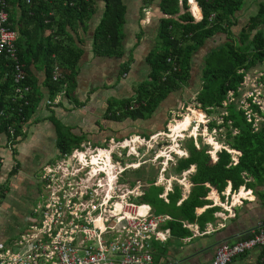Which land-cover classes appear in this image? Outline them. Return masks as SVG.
Masks as SVG:
<instances>
[{
  "label": "trees",
  "instance_id": "obj_1",
  "mask_svg": "<svg viewBox=\"0 0 264 264\" xmlns=\"http://www.w3.org/2000/svg\"><path fill=\"white\" fill-rule=\"evenodd\" d=\"M7 1L9 26L19 34L16 43L18 57L25 65L28 75L23 83L31 87V93L27 96L29 104L26 105L23 100L18 99L14 89L16 83L13 64L0 58V112H3L0 116V136L7 137L8 147L13 145L12 152L16 154L14 147L26 138L24 127L35 114L41 100L29 77L31 62L41 61L46 67L47 84L51 91L49 105L54 106L53 102L60 93H64L63 96L67 98L73 97L83 51L73 44L65 43L63 39L57 41L55 37H64L68 27L74 29L75 25H84L94 14L95 7L93 0H79L73 6L68 0H30V3L28 0ZM102 1V19L94 33L93 50L97 56L121 59L124 56L123 27L126 23L127 6L124 0ZM245 4L246 0H191L192 12L197 20L201 18L200 8L203 13V19L196 22L189 10V0H162L161 9L169 18L161 20L159 46L147 58L150 67L148 79L139 85L134 97L111 105V109H115L111 111L115 119L146 120L170 94L189 84L195 56L210 41L216 40L215 37H219V40L222 39L220 36L225 37V42L214 47L204 59L201 90L197 93L195 102L209 115L220 109L224 110L223 124L214 122L212 126L227 129L226 144L232 150L241 152V156L238 163H235L233 155L223 150L214 162L208 153L209 146L201 145L198 149L192 140L186 144L189 158L180 160L175 168L181 174L196 166V172L191 177L194 187L189 197L180 206L177 205L182 198V190L178 185L169 194L167 204L159 198L164 191L163 187L152 185L145 192L142 202L155 206L160 201L163 205L174 208L175 214H169L174 220L168 225L176 237L191 234L183 228L182 221L204 227L218 211L217 208H212L200 216L196 213L197 209L211 204L207 200L210 192L207 184L223 192L229 183H232L233 191L239 190L247 184L249 178H253L256 183L264 182V123L261 127H256L253 115H248L246 109H239L236 102L241 96L248 72L264 65V1L259 3L257 13L249 18L239 37L234 35L233 28L238 27V15ZM17 6L24 17L23 25H34L32 32L24 27L18 30L15 25L10 8ZM182 8L185 10L184 14H181ZM49 32V36L45 38L44 35ZM130 64L125 62L121 66V74L130 72ZM56 66L63 72L60 80L53 79ZM249 103V108L264 118V111L253 98L249 99ZM203 111H195L197 119H202ZM189 126L190 123L182 119L172 124L170 129L179 133L181 130L186 131ZM65 128L57 123V147L62 155L71 153L84 141L77 137L72 139ZM176 132H173V136ZM210 142L215 147L213 155L222 149L220 143L213 139ZM1 159L0 174L3 167ZM19 167L15 165L13 172H17ZM4 191L0 184V199L4 198ZM154 210L158 214L156 207Z\"/></svg>",
  "mask_w": 264,
  "mask_h": 264
},
{
  "label": "crops",
  "instance_id": "obj_2",
  "mask_svg": "<svg viewBox=\"0 0 264 264\" xmlns=\"http://www.w3.org/2000/svg\"><path fill=\"white\" fill-rule=\"evenodd\" d=\"M161 1L124 0L127 13L126 23L123 27L124 56L121 59L97 56L93 50L94 33L102 19V0H93L95 12L84 25H75L74 29L68 27L64 37H55V40L63 39L65 43L73 44L83 51L78 65L79 73L74 96L70 98L62 96L59 105L48 104L51 91L47 84V71L44 63L41 61L31 62L29 77L33 83L34 91L37 92L41 100L35 114L24 127L27 136L15 145L14 148L17 152L12 155L7 151V148L9 149L7 137L0 136V158L5 161L0 174V184L5 189L4 198L0 199V245L12 239L13 235L8 233V224L14 222L15 217L23 226L28 224L31 211L40 194L39 174L45 165L51 163H46L49 158L54 155L59 158L61 155L57 147L59 138L57 123L68 128L75 137L82 138L84 141L90 140L99 146H101L100 143L103 144L109 139L122 140L132 136L148 137L166 130L170 115L179 108L180 102L176 103L177 100H182L184 95H197L201 90V83L200 81L196 82V71L192 65L189 84L170 94L146 120H118L112 116L111 111L113 112L115 109H111V105L134 97L139 85L148 79L150 67L147 58L159 46L158 36L161 20L169 18L168 15H163ZM10 9L14 14V23L18 30L23 27L30 32L34 30V25L27 27L23 25L24 17L18 6ZM182 12H185L183 8L181 14H184ZM191 13L194 14L192 11ZM200 13L203 15L201 8ZM194 18L196 22L201 20ZM49 34L50 32L46 33L44 37L47 38ZM125 62L131 63L130 72L121 74V66ZM257 104L264 111V102ZM246 110L249 113L251 109L247 108ZM251 111L255 119L256 116L258 119H263L260 125L257 124L258 119L255 121V126L261 127L264 118L253 110ZM195 145L198 149L200 148L198 143ZM223 150L232 154L233 160L238 163L241 152L232 150L226 141L225 146H222V149L215 152L214 155L213 152L208 151V153L216 162L218 154ZM182 152L185 157L173 154L171 163L168 160L166 163H162L160 174L159 169L150 168L148 175H140L143 178L139 176V170L132 175L134 178L139 176V179L147 184L145 192L152 185L163 187L164 191L159 197L164 201L162 196L166 195L168 199L169 194L178 185L182 190V198L177 203L180 206L189 197L194 187L191 177L196 172V166H192L181 174L176 172L175 168L178 162L189 158L187 145ZM169 164L172 166L163 172V167H169ZM15 165L20 167L14 173ZM158 175L162 176L161 179L164 183L161 186L155 185ZM207 187L210 188L207 200L211 204L197 209L196 213L200 216L206 210L217 208L218 211L213 214V219H210L204 227L197 223L191 224L182 221L183 228L189 230L191 234L187 237H176L168 225L174 219L170 215H166L171 220L165 223L162 229L167 230L169 235L166 241L153 243V264H208L214 259L216 250L221 244L238 242L248 236L253 229L264 224V182L256 183L253 178H249L247 184L237 191H233L232 183H229L223 192L209 184ZM214 194L217 196L212 197L211 195ZM142 199L141 201H143ZM166 203H169V199ZM150 206L155 213L153 206L151 204ZM23 209H27L29 213L27 212L25 215ZM186 224L191 227H184ZM17 234L19 233L17 232ZM231 264H264V250L255 249L243 256L236 257Z\"/></svg>",
  "mask_w": 264,
  "mask_h": 264
},
{
  "label": "built area",
  "instance_id": "obj_3",
  "mask_svg": "<svg viewBox=\"0 0 264 264\" xmlns=\"http://www.w3.org/2000/svg\"><path fill=\"white\" fill-rule=\"evenodd\" d=\"M78 1L68 0L71 6ZM9 18V3L0 0V58L13 64L14 89L18 99L28 105L31 87L23 83L28 75L18 57L19 34L10 28ZM61 78L63 72L56 66L53 79ZM63 95L53 103L59 104ZM249 115L254 116L252 111ZM183 132L174 136L172 154H165L169 162L173 154L185 157L179 144ZM165 136L158 132L148 137L109 139L103 146L83 141L71 153L61 154L58 161L43 167L41 190L30 220L22 233L0 245V264H153V243L167 240L169 232L162 226L171 218L156 215L148 203L136 202L145 196L147 184L132 174L153 162V156L155 163L159 160L158 152L152 151ZM126 142L131 146L123 149ZM144 148L150 157L144 155ZM9 149L13 154V145ZM161 177L155 185L163 183ZM162 198L168 202L166 195ZM255 249L264 250V224L245 239L221 244L208 264H231Z\"/></svg>",
  "mask_w": 264,
  "mask_h": 264
},
{
  "label": "rangeland",
  "instance_id": "obj_4",
  "mask_svg": "<svg viewBox=\"0 0 264 264\" xmlns=\"http://www.w3.org/2000/svg\"><path fill=\"white\" fill-rule=\"evenodd\" d=\"M261 1H264V0H246L245 7H243L242 11L238 15L239 16V25H238V27L233 28L235 37H239L240 31L242 30L243 27H245L249 18L252 15L257 13L259 3ZM196 4H197V2H196ZM189 10L192 11V5H191V8ZM194 17H195V15H194ZM202 17H203V15L201 14V18H200L201 20H202ZM220 37H222V39L219 40V37H215L216 40L210 41L207 44V46H205L194 58L193 67H194V71H196L195 80L197 83L201 80V72H202L203 65H204V59L207 57V55L210 53V51L214 47H217L221 43L225 42V40H226L225 37L224 36H220ZM195 86H197V84H195ZM195 95H190V96L184 95L182 97V100H177L176 103L180 102L178 104L179 108L174 110L173 113L170 115L169 121H168L167 126H166V130L163 131L164 133L167 134V136H165L164 142L160 143L152 151V152H155V151L158 152L156 158H159V160L156 161V163H155L154 162L155 159H153L155 156L150 158V160L153 162H151L150 164H147L145 166H142L143 168L138 171L139 176L143 175V174H144V176L148 175L150 168L159 169V174H160L161 167L163 166L162 163H166V160H167V157H165V154H167V153L172 154V151H173L172 149H173V146L175 145V142L173 141V139H174L173 132H176V130L175 129L173 130L172 128H171L172 129L171 130L170 126L172 124H176L178 121H180L182 119H184L190 123V126L188 127V129L185 132H183V137L180 139L181 141L179 142L180 148L182 150H184V147H186V144L189 143L191 140H194L196 144L197 143L199 144V146H201L203 144L208 145L210 147L209 151L211 153L215 151L214 150L215 147L210 142V139H213L214 141L220 143V145L225 146L227 129L225 127L215 128L212 126V123H214V122H216L218 125L223 124V122H224L223 115L225 114L224 110L220 109V110L215 111L214 113H212L210 115L207 114L205 111H203L201 109L200 105L195 102V98H196ZM231 96H232V94H231ZM263 97H264V65L256 67L255 69L248 72L244 86L241 89V97L239 99H236L237 106H238V108H244V109L249 108L250 104H249L248 100L250 98H253L254 102H257L259 104H263V102H264ZM232 100H233V98H232ZM197 109H200L201 111L204 112V114H202V119H200V120L197 119V117L195 115V111ZM250 112H251V110L249 111V113ZM249 113H248V115H249ZM262 120H263L262 118L258 119L257 124L260 125L263 122ZM167 128H169L170 131H167ZM65 130L68 131L67 134H69L70 137H72V139L75 138V136L70 132V130L68 128H65ZM85 138H88V137H85ZM126 143L127 144L125 146L123 144L122 147L128 149V147L131 146V144H130V142H126ZM100 145L103 146L102 143H100ZM7 151H9L11 154L10 149L7 148ZM142 151H143V153H145L144 155L148 154V152H146L147 148L142 149ZM150 154L147 156L150 157ZM161 156H164V157H161ZM144 159H146V158H144ZM58 160H59L58 156L54 155L53 157L49 158L46 161V163H48V162L55 163ZM132 161H134V159ZM45 166H47V165H45ZM171 166L172 165L169 164V167H167V169H169ZM139 176H137V177L139 178ZM140 177L143 178V176H140ZM159 177H160V175H158V178L155 180L156 181L155 184H158ZM159 186H161V184H159ZM40 190H41V187H40ZM154 195H156V194H154ZM136 202L140 203L142 201L140 200V201H136ZM35 203H36V201L34 202V204ZM34 204H33V206H34ZM155 207L157 208V211H158L157 215L165 216V215H169V214H171V215L175 214V210L173 207L165 206L160 201L156 202V204H155V206H153V208L155 209ZM27 212H28L27 209H23V213L25 215ZM25 228H26V225L23 226L22 224H20L19 220H17V218L15 217L14 222H9V224H8V233H10V235L12 234L13 235L12 238H13V237L19 235L20 233H22L25 230ZM16 231L19 234H17Z\"/></svg>",
  "mask_w": 264,
  "mask_h": 264
},
{
  "label": "bare ground",
  "instance_id": "obj_5",
  "mask_svg": "<svg viewBox=\"0 0 264 264\" xmlns=\"http://www.w3.org/2000/svg\"><path fill=\"white\" fill-rule=\"evenodd\" d=\"M123 145V144H122ZM123 148V147H122ZM128 148H130V146L128 147ZM123 149H126V148H123ZM212 197H214V196H217L216 194H214V195H211Z\"/></svg>",
  "mask_w": 264,
  "mask_h": 264
},
{
  "label": "water",
  "instance_id": "obj_6",
  "mask_svg": "<svg viewBox=\"0 0 264 264\" xmlns=\"http://www.w3.org/2000/svg\"><path fill=\"white\" fill-rule=\"evenodd\" d=\"M190 12H191V11H190ZM182 13H185V12H182ZM163 15L165 16V14H163ZM247 237H248V236H246L245 238H247ZM245 238H244V239H245Z\"/></svg>",
  "mask_w": 264,
  "mask_h": 264
}]
</instances>
